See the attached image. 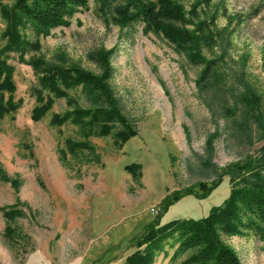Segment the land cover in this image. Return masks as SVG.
<instances>
[{
	"label": "rangeland",
	"instance_id": "obj_1",
	"mask_svg": "<svg viewBox=\"0 0 264 264\" xmlns=\"http://www.w3.org/2000/svg\"><path fill=\"white\" fill-rule=\"evenodd\" d=\"M177 2L186 11L193 4ZM8 3L1 0L0 6ZM210 5L217 11V27L231 31L233 59L243 61L248 80L264 95V0H211ZM4 27L0 15V48ZM20 32L30 45L22 52L24 61L61 58L97 73L88 54L111 50L110 84L136 136L121 146L111 135L91 137L93 152L73 156L65 140H79L75 128L49 123L51 114L66 110L65 101L57 100L46 117L32 121L36 76L19 51L8 53L16 87L11 98L21 104L0 117V168L10 179H0V209L16 211L13 217L0 211V264H125L135 251L132 239L161 215L167 195L213 178L202 172L201 161L207 136L216 127L222 131L224 120L212 119L198 99L195 67L166 41L145 33L141 23L126 28L105 23L97 0H87L66 26L45 35L29 27ZM224 136L221 132L213 141L212 162L218 167L239 156L225 146ZM131 163L140 165L136 179L124 170ZM229 190L225 177L204 199L183 197L160 224L202 218ZM223 239L241 264H264V241L250 233ZM173 244L174 239L165 241L151 264H170Z\"/></svg>",
	"mask_w": 264,
	"mask_h": 264
},
{
	"label": "trees",
	"instance_id": "obj_2",
	"mask_svg": "<svg viewBox=\"0 0 264 264\" xmlns=\"http://www.w3.org/2000/svg\"><path fill=\"white\" fill-rule=\"evenodd\" d=\"M210 3L211 0H193L186 11L177 0H97L98 13L105 23L119 28L141 23L145 33L151 32L166 41L195 67L198 99L212 119H223L225 124L222 131L216 127L205 141L201 168L213 178L167 195L161 203V215L132 239L135 251L125 258V264H151L169 239H174L175 246L170 264L177 261L179 264H241L223 238L250 233L264 241V95L248 80L243 61L233 59L231 31L228 26L217 27V11ZM86 7L87 0H9L0 6L5 25L2 33L5 43L0 48V117L15 112L21 104L11 98L16 87L13 68L7 64V54L19 51L20 59L30 65L37 80L33 88L32 121L42 120L55 102L63 99L66 110L51 114L49 123L57 128L65 124L75 128L79 140H65L66 150L73 156L93 152L88 141L91 137L111 135L115 144L121 146L136 136L110 84L113 52L99 48L88 54L87 60L97 73L61 58L24 61L22 52L30 45L20 31L29 27L34 34L45 35L51 29L66 26L73 14ZM221 132L225 135V146L230 144L239 156L218 167L212 162L213 141ZM59 153L65 156L61 149ZM124 170L135 179L140 176L138 164L126 165ZM225 177L230 185L229 194L221 205L211 207L206 216L160 224L170 206L189 195L204 199ZM0 179L10 180L1 168ZM0 211L8 217L16 215L13 207Z\"/></svg>",
	"mask_w": 264,
	"mask_h": 264
}]
</instances>
